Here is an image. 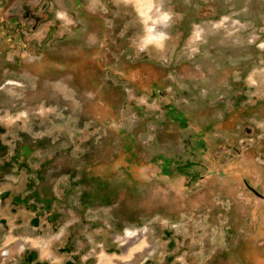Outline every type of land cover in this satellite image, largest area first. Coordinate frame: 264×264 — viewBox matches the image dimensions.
Instances as JSON below:
<instances>
[{"label": "rangeland", "instance_id": "1", "mask_svg": "<svg viewBox=\"0 0 264 264\" xmlns=\"http://www.w3.org/2000/svg\"><path fill=\"white\" fill-rule=\"evenodd\" d=\"M0 264H264V0H0Z\"/></svg>", "mask_w": 264, "mask_h": 264}, {"label": "bare ground", "instance_id": "2", "mask_svg": "<svg viewBox=\"0 0 264 264\" xmlns=\"http://www.w3.org/2000/svg\"><path fill=\"white\" fill-rule=\"evenodd\" d=\"M128 234V233H127ZM129 236V235H128Z\"/></svg>", "mask_w": 264, "mask_h": 264}]
</instances>
